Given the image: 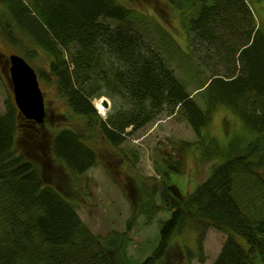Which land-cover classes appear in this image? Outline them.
Segmentation results:
<instances>
[{
	"label": "trees",
	"instance_id": "16d2710c",
	"mask_svg": "<svg viewBox=\"0 0 264 264\" xmlns=\"http://www.w3.org/2000/svg\"><path fill=\"white\" fill-rule=\"evenodd\" d=\"M28 1L26 6L21 0H0L6 12L0 19L9 17L0 21V36L25 61L38 51L46 55L48 66L36 71L38 80L52 87L82 122L61 115L66 125L44 131V125L22 119L9 98L5 101L0 113V264H129L128 233L137 215L162 211L170 218L161 223L156 249L140 264H191L194 259L203 264L209 230L224 237L212 264H264V175L258 172L264 169V37L253 25L254 9L244 0H166L167 8L185 14L187 47L220 44L217 58L227 72L196 81L200 106L133 26L137 16L145 17L129 6L117 0ZM158 35L162 46L180 49L170 33L159 29ZM97 40L104 53L96 54ZM104 62L109 63L105 69ZM105 90L122 105L102 120L91 102ZM220 106L253 137L233 138L224 147L204 135ZM176 109L196 140L180 142L173 148L178 158L166 164L182 175L184 155L200 154L212 163L207 177L184 195L168 181L160 191L156 186L148 190L142 181L125 231L93 234L62 197L76 192L74 177L96 164L87 142L97 139L118 148L127 128L141 130ZM156 172L164 181L165 172ZM192 233L195 251L173 243Z\"/></svg>",
	"mask_w": 264,
	"mask_h": 264
},
{
	"label": "rangeland",
	"instance_id": "374dc122",
	"mask_svg": "<svg viewBox=\"0 0 264 264\" xmlns=\"http://www.w3.org/2000/svg\"><path fill=\"white\" fill-rule=\"evenodd\" d=\"M21 1L23 5L28 6V0ZM244 1L250 10L251 8L254 9L255 20L252 24L258 28L259 38L264 37V0L258 2L254 0ZM117 3L121 6H129L128 8L137 12L138 15L145 17L137 16V22H133V26L136 24L137 30H142L146 40L151 44L150 48L160 52L161 57L169 63L174 75L181 81L187 92L202 106L200 98L196 97L195 94L196 86L194 84L196 81L203 83L214 73L224 74L227 72L225 66L217 58V53L222 56V51L219 49L220 44L218 43L216 48H209L207 47L208 44L187 47L188 41L184 36L187 28L185 14L174 13L170 8H167L166 0H117ZM0 14H6L1 4ZM6 19L9 17L0 19V21ZM115 26L116 23L113 22L111 29ZM159 29L170 33L173 38H171L172 42L174 41V44L180 49L174 52L173 47H167L166 44L162 46L158 35ZM16 30L20 32L18 29ZM95 43L98 46L96 54L104 53L105 50L98 45L99 41L97 40ZM38 53L35 59H27L26 62L34 71L46 70L48 58L42 51H38ZM10 55L23 56L21 51L10 46L0 36V113L4 111L5 100L7 98L13 100L12 91L5 75H3V72L4 74L7 73L8 68L5 67L2 72V67ZM66 60L71 62L69 55ZM108 64L104 62L103 69ZM235 64L233 62L231 65ZM236 71L237 69L234 67V72L236 73ZM190 77L192 78L191 81ZM39 87L44 100V119L47 116V123L43 127L44 131L47 130L46 128H58L60 125H66L67 122L62 117L67 115L74 120L78 119V123L82 122L81 119L72 115L66 103L56 95L52 87L42 81H39ZM102 100H105L108 105L107 108H104L103 115L95 106V101ZM91 104L102 120L112 117L122 105L118 97L109 94V90H105L99 98L93 99ZM176 111L177 109L171 116L159 115L154 122L147 124L141 130L132 132L131 128H127L125 130L126 135H124L125 142L118 148L97 139L87 142L97 155L96 165L78 177L79 183L76 185L80 187L79 193L72 191L71 194L62 195V197L72 204L80 220L93 234L105 236L112 231L119 233L125 231L126 223L132 215L129 202L132 201L134 204L139 202L132 199L140 196L138 184L142 181H147L148 190L151 186H156L158 191L161 187H165L166 181H168V186L176 185L180 189V192L177 193L184 195L193 192L196 186L207 177L212 163L201 158L200 154L186 153L184 155L185 171L182 175L171 171L166 164L178 158L173 148H177L180 142L196 140L185 118L176 115ZM53 130L47 131L52 132ZM203 134L215 138L224 147L233 138L239 137L242 141H246L254 135L253 132L246 131L241 121L222 106L216 108L210 124L203 130ZM157 169L165 172L164 181L156 172ZM258 172L264 175V169L258 170ZM129 188L130 190L127 191ZM145 200L149 204L148 200ZM153 201L156 205L160 203L159 197H154ZM169 218L170 214L166 211L153 216L137 215L128 233L130 239L127 247L129 264H140L153 253L159 242L161 223ZM223 239V235L217 232L211 230L207 232L203 242V255L205 257L203 264L213 263ZM181 242L191 251H195V235L193 233L187 235L185 239H180V236H177L173 240L176 245L181 244ZM191 264L202 263L194 259Z\"/></svg>",
	"mask_w": 264,
	"mask_h": 264
},
{
	"label": "water",
	"instance_id": "95a60500",
	"mask_svg": "<svg viewBox=\"0 0 264 264\" xmlns=\"http://www.w3.org/2000/svg\"><path fill=\"white\" fill-rule=\"evenodd\" d=\"M9 80L13 100L19 113L34 124H43L45 118L43 94L39 87L36 72L20 56L7 58ZM100 104L107 108L105 100Z\"/></svg>",
	"mask_w": 264,
	"mask_h": 264
},
{
	"label": "bare ground",
	"instance_id": "6f19581e",
	"mask_svg": "<svg viewBox=\"0 0 264 264\" xmlns=\"http://www.w3.org/2000/svg\"><path fill=\"white\" fill-rule=\"evenodd\" d=\"M4 75H5V74H4ZM9 87H10V89H11L10 84H9ZM11 91H12V90H11ZM8 97H9V96H8ZM12 98H13V96H12ZM7 99H8V98H7ZM7 99H6V100H7ZM9 99L11 100V98H9ZM6 100H5V101H6ZM11 101L13 102V104H14V106H15L14 100H11ZM95 106H96V109L99 111V113L103 115L104 112H105V109H104V107L100 104V101H95ZM15 109L17 110L18 115H19L22 119L26 120V119H25V118L19 113V111H18V109L16 108V106H15ZM26 121H27V120H26ZM27 122H28V123H31V125L33 124V125H35V126H42V125H45L44 122H43V124H34V123L31 122V121H27ZM28 149L30 150V148H28ZM95 165H96V164H95ZM92 168H93V167H92ZM92 168H90V169H92ZM90 169H89V170H90ZM89 170H88V171H89ZM88 171H87V172H88ZM83 175H84V174H83ZM80 176H82V175H80ZM78 177H79V176L74 177L75 185H76V183H79V182H78ZM127 182L131 183V182L128 181V180H127ZM131 184H132V183H131ZM78 187H79V186L76 185V189H77L76 192H77V193H78V191H81V190H80V187H79V189H78ZM129 190H130V188L127 189V191H129ZM134 191H135V190H134ZM135 192H136V191H135ZM157 197H158V196H157ZM132 200H133V201H135V200H136V201H139V197H134ZM129 203H130V207H131V205H132V201L129 202ZM189 235H190V234H189ZM185 237H186V236H184L183 239H185ZM178 246H180V247H181V246H184L183 242H182L181 244H179Z\"/></svg>",
	"mask_w": 264,
	"mask_h": 264
},
{
	"label": "flooded vegetation",
	"instance_id": "af4514ba",
	"mask_svg": "<svg viewBox=\"0 0 264 264\" xmlns=\"http://www.w3.org/2000/svg\"><path fill=\"white\" fill-rule=\"evenodd\" d=\"M7 67L8 68V64L7 62H5V65L2 67V72L4 71V68ZM3 75H4V72H3ZM5 77L7 78V73H5ZM8 79V78H7ZM8 82V85L10 84L9 81L7 80Z\"/></svg>",
	"mask_w": 264,
	"mask_h": 264
}]
</instances>
